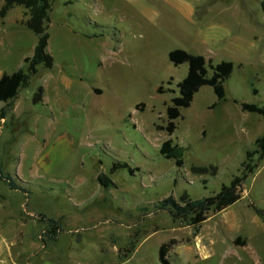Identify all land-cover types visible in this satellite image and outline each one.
<instances>
[{
	"label": "rangeland",
	"instance_id": "rangeland-1",
	"mask_svg": "<svg viewBox=\"0 0 264 264\" xmlns=\"http://www.w3.org/2000/svg\"><path fill=\"white\" fill-rule=\"evenodd\" d=\"M51 1L54 66L40 64L14 99L17 115L31 114L25 123L0 121L3 171L30 192L0 182V233L13 252L34 264H162L160 246L170 242L173 264H264V222L249 206L264 208V159L241 198L199 226L158 207L169 195L217 193L256 150L262 116L240 103L264 105V0ZM25 13L17 5L0 16L2 71L25 68L33 53L37 35L22 24ZM175 48L230 60L234 70L224 99L203 85L168 134L166 109L188 72V63L170 61ZM41 84L46 100L35 105ZM168 138L184 148L182 166L160 152ZM116 161L128 167L112 169ZM193 165L217 170L195 173ZM39 214L61 219L57 239Z\"/></svg>",
	"mask_w": 264,
	"mask_h": 264
},
{
	"label": "trees",
	"instance_id": "trees-1",
	"mask_svg": "<svg viewBox=\"0 0 264 264\" xmlns=\"http://www.w3.org/2000/svg\"><path fill=\"white\" fill-rule=\"evenodd\" d=\"M264 6V1H263ZM23 6L26 8L27 18L22 20V24L28 27L37 35V42L33 53L24 58L25 68L19 67L17 70L7 73L4 72L0 77V101L9 104L17 97L19 90L27 87L30 84L31 77L39 70V65L43 64L47 68L54 66V57L48 51L49 32L47 23L50 20V10L52 8L51 0H3L0 8V16L4 18L14 6ZM169 59L175 65L188 63V72L186 76L178 83L179 94L172 98V103L166 109L167 123L164 129L168 134H172L176 128V119L181 116V109L191 105L195 93L203 85L213 87L218 99H224L226 90L224 81L232 74L234 63L230 60H221L214 63L208 60L202 54H194L182 48H175L169 52ZM211 70V73H210ZM44 87L39 85L32 96L33 103H39L43 100ZM241 109L247 112L258 113L262 116L264 124V105L258 103L241 102ZM7 108L4 106L0 109V118L4 117ZM160 152L166 158H172L178 166H182L184 148L175 143L172 138L164 140L160 146ZM255 154L257 160L254 162ZM264 159V132L256 140V150L247 151L246 159L242 164L240 174L231 179L228 184H223L220 190L210 196L202 198H191L187 193H183L179 199L173 195H169L163 199L158 207L161 210H168L174 219L186 220L189 224L199 226L204 222L209 212L221 211L229 207L241 198L242 186L246 178L252 174L260 160ZM128 167L126 162L116 161L112 169ZM131 171L133 169H130ZM191 170L195 173L208 172L216 173V166H191ZM0 178L3 179L11 189H16L27 196L29 190L14 180V178L3 171L0 160ZM99 180L102 184L108 185L110 179H107L104 174L99 175ZM254 212L262 217L264 222V208H261L254 203L249 204ZM38 218L46 221L54 230V234L50 238L57 239L59 232L62 230L61 219L47 217L45 214H39ZM238 239H235V242ZM171 249V243L166 242L160 246L159 258L162 264H173L168 253Z\"/></svg>",
	"mask_w": 264,
	"mask_h": 264
},
{
	"label": "crops",
	"instance_id": "crops-1",
	"mask_svg": "<svg viewBox=\"0 0 264 264\" xmlns=\"http://www.w3.org/2000/svg\"><path fill=\"white\" fill-rule=\"evenodd\" d=\"M164 3H170L172 0H162ZM13 9V8H12ZM26 9V8H25ZM179 9V11L180 12H182V11H185V12H188V10L186 9V8H184L183 6H181L180 8H178ZM193 10L192 9H189V13H191ZM188 13V14H189ZM7 15H8V13H7ZM6 15V16H7ZM187 15V14H186ZM6 16L4 17V18H6ZM27 56H30V55H27ZM26 56H24L23 58H25ZM23 60V59H22ZM21 67V66H20ZM18 69V68H17ZM16 69V70H17ZM15 71V70H14ZM4 72H7V71H2V70H0V77L2 76V74L4 73ZM7 73H9V72H7ZM11 73V72H10ZM65 79V78H64ZM64 79H62V81L64 80ZM61 81V82H62ZM42 85V84H41ZM43 86V85H42ZM44 87V86H43ZM21 90V89H20ZM20 90H19V92H20ZM45 93H46V90H45V88H44V95H43V100L41 101V102H39V103H44V101L46 100V95H45ZM19 94V93H18ZM34 94V93H33ZM33 96V95H32ZM17 97H18V95H17ZM16 97V98H17ZM15 99V98H14ZM14 99H13V103H12V107L10 108V109H7L6 110V114H5V116L4 117H1L0 118V121H1V123H4V124H6V122H7V119H8V117H11V118H13V120L15 121V122H19V124H24L25 123V121H26V119L29 117V116H31V114H26L25 116H19V115H17L16 114V112H15V107H14ZM31 101H32V99H31ZM0 103H1V108L2 107H4V104H7L6 102H4V101H0ZM32 103H33V101H32ZM39 103H36V104H39ZM10 104V103H9ZM33 104H35V103H33ZM35 104V105H36ZM46 104V103H45ZM0 108V109H1ZM0 160H1V157H0ZM10 174V173H9ZM11 175V174H10ZM16 176L19 178V176L16 174ZM21 179V178H20ZM22 180V179H21ZM0 182H1V187L3 186V187H6V188H8L10 191H17V192H20V191H18V190H16V189H11V188H9V186L6 184V182L3 180V179H1L0 178ZM22 185V184H21ZM22 186H24V185H22ZM22 193V192H21ZM2 195H0V197H1ZM2 202L0 201V206L2 205L1 204ZM51 218H54V217H51ZM54 219H56V218H54ZM12 246H13V241H9L4 235H2L1 233H0V264H34V262L31 260V255H29V254H26V253H22V252H13V249H12ZM41 249H45V247L43 246Z\"/></svg>",
	"mask_w": 264,
	"mask_h": 264
}]
</instances>
